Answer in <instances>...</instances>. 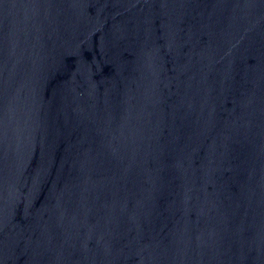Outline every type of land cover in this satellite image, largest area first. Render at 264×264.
I'll return each instance as SVG.
<instances>
[{
	"label": "water",
	"instance_id": "obj_1",
	"mask_svg": "<svg viewBox=\"0 0 264 264\" xmlns=\"http://www.w3.org/2000/svg\"><path fill=\"white\" fill-rule=\"evenodd\" d=\"M0 264H12V220L9 183L7 95L0 23Z\"/></svg>",
	"mask_w": 264,
	"mask_h": 264
}]
</instances>
